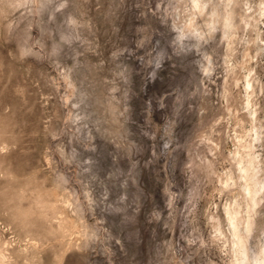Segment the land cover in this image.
I'll return each mask as SVG.
<instances>
[{
    "label": "rangeland",
    "instance_id": "1",
    "mask_svg": "<svg viewBox=\"0 0 264 264\" xmlns=\"http://www.w3.org/2000/svg\"><path fill=\"white\" fill-rule=\"evenodd\" d=\"M223 1L0 0V264H231L264 16L257 48L259 0Z\"/></svg>",
    "mask_w": 264,
    "mask_h": 264
},
{
    "label": "bare ground",
    "instance_id": "2",
    "mask_svg": "<svg viewBox=\"0 0 264 264\" xmlns=\"http://www.w3.org/2000/svg\"><path fill=\"white\" fill-rule=\"evenodd\" d=\"M205 1L194 0V6H195L194 10L196 8V10L197 9L199 10L198 13H200V10L204 12L203 10L205 9L202 10V8ZM225 1L229 3L232 2L233 0H224L223 3ZM258 6H259L258 9L259 12H256L255 16L251 18V16H248V14H244V16H242V18L240 19L241 20L240 22H243L244 25L248 27L250 31H254L253 32L254 36L251 38V41L254 42L257 48H261L259 41L262 40V35L257 25L259 20L257 16L259 17L264 16V0H259ZM215 16L216 17L213 20V23L214 22L215 24L220 23L222 27H224V29L228 30L234 26L235 17L231 10H225L223 11V13L221 12L220 14H218L217 12ZM245 84H246L245 88L247 93V98L245 103H247V106H251L252 104L250 97L254 92L253 82L250 78H246ZM250 113H251L252 122L256 121L257 120L256 110ZM251 131L253 132V134H251L253 137L252 139L249 138L251 140L250 142L244 144L241 143V141L238 142L246 153L245 154L246 159L240 157L236 163L240 176L239 180L241 183L240 186L242 189V194L248 201V204L246 206V209L244 210H241L240 206L233 205V207L232 206L228 207V209L225 212L226 221L231 233L230 236L231 244H232L231 251L233 254V260L231 264H264V246L260 249L259 252L255 251L253 257L249 253V248L247 246L248 243L247 241H249L248 237L251 231H253V226L255 225L256 222L255 214H257V209L259 208L256 207L261 202V198H262L261 193L264 192V180L262 182V181H258L259 179H257V173L260 170V159H259L260 157L256 155V153L253 150L255 142L261 139V132L259 131V128L256 125L253 126Z\"/></svg>",
    "mask_w": 264,
    "mask_h": 264
}]
</instances>
